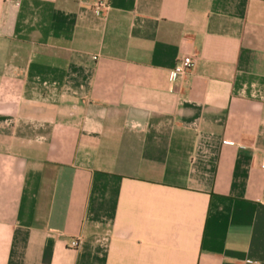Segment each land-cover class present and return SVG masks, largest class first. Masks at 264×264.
Returning <instances> with one entry per match:
<instances>
[{
	"label": "crops",
	"instance_id": "0c3cea01",
	"mask_svg": "<svg viewBox=\"0 0 264 264\" xmlns=\"http://www.w3.org/2000/svg\"><path fill=\"white\" fill-rule=\"evenodd\" d=\"M98 1L0 0V264H264V0Z\"/></svg>",
	"mask_w": 264,
	"mask_h": 264
},
{
	"label": "built area",
	"instance_id": "2783aa9c",
	"mask_svg": "<svg viewBox=\"0 0 264 264\" xmlns=\"http://www.w3.org/2000/svg\"><path fill=\"white\" fill-rule=\"evenodd\" d=\"M109 4L106 0H99L95 6L98 12H103L107 10ZM193 65V60L190 57H183L178 62L177 66L171 71V80L175 81L179 76L187 72ZM81 238L74 239L71 242L72 247H78L80 244Z\"/></svg>",
	"mask_w": 264,
	"mask_h": 264
}]
</instances>
